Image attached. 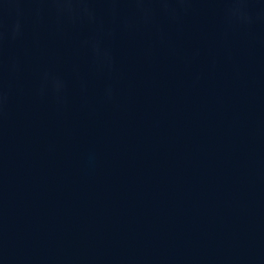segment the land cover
Instances as JSON below:
<instances>
[{"label": "water", "instance_id": "1", "mask_svg": "<svg viewBox=\"0 0 264 264\" xmlns=\"http://www.w3.org/2000/svg\"><path fill=\"white\" fill-rule=\"evenodd\" d=\"M0 264H264V0H0Z\"/></svg>", "mask_w": 264, "mask_h": 264}]
</instances>
